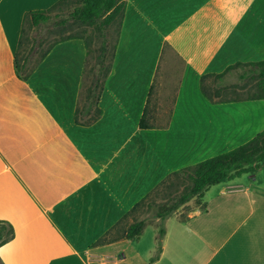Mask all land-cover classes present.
I'll list each match as a JSON object with an SVG mask.
<instances>
[{"label":"crops","instance_id":"0c3cea01","mask_svg":"<svg viewBox=\"0 0 264 264\" xmlns=\"http://www.w3.org/2000/svg\"><path fill=\"white\" fill-rule=\"evenodd\" d=\"M56 1L0 0V220L13 229L1 263L264 264V160L180 206L157 256V217L94 245L168 174L264 129V98L212 103L200 88L204 74L264 59V0H126L102 113L87 126L74 121L81 38L54 44L26 80L14 69L24 13ZM173 57L168 118L141 129Z\"/></svg>","mask_w":264,"mask_h":264},{"label":"trees","instance_id":"16d2710c","mask_svg":"<svg viewBox=\"0 0 264 264\" xmlns=\"http://www.w3.org/2000/svg\"><path fill=\"white\" fill-rule=\"evenodd\" d=\"M72 0H58L45 9H36L25 12L22 18V26L18 39V45L14 56V69L16 77L26 80L36 66L46 56L49 50L57 42L71 38H81L85 46V64L80 83V92L75 106L74 121L78 125H91L101 115L99 98L103 90L104 82L111 70L115 56L119 32L123 20L126 0H80L70 15L74 20L93 30L102 31L101 40L96 47L91 46V39L82 35L69 34L50 44L38 59L31 62L28 55L20 53L22 41L25 37V24L37 26L48 20V12L63 4H70ZM115 25V38L110 43V34L106 28ZM236 76L240 80L241 87H256L259 91L252 97H240L233 88L237 84L227 83L229 77ZM155 84L151 86L148 98L139 120L141 129L162 126L155 122L156 105L151 103ZM200 88L203 95L212 103L226 102L241 99L264 98V59L258 61H236L229 64L219 73H207L200 78ZM232 90V91H229ZM264 160V129L247 142L225 152L201 160L193 165L183 167L168 174L152 190L137 201L94 245L109 242L118 237L133 238L138 236L147 219H133L127 227H121L131 215L142 206L153 210V216L160 219L158 229L157 256L161 249V239L165 233V221L180 206L193 197H201L212 184L238 176L244 172L255 171L259 163ZM164 200L157 201V196ZM120 228V229H119ZM122 231L116 236L113 233ZM13 236L12 226L6 221L0 220V245L6 243Z\"/></svg>","mask_w":264,"mask_h":264},{"label":"rangeland","instance_id":"374dc122","mask_svg":"<svg viewBox=\"0 0 264 264\" xmlns=\"http://www.w3.org/2000/svg\"><path fill=\"white\" fill-rule=\"evenodd\" d=\"M78 4H80V0H72V2L68 5L63 4L50 10L48 12V20L45 23L38 24L37 26L26 23L25 37L22 41V47H20V53L24 56L28 55L31 62H34L50 46V44L69 34L75 33L82 35L85 38L91 39V46L97 47L101 40L102 31L97 29L93 30L92 27L85 26L79 21L74 20V18L70 15L72 9ZM115 29V25L106 28V31L110 34V43L114 41L116 32ZM180 65V59H178V57H173V59L169 61V70L167 67L165 74L162 75L160 79H158L159 83L156 82L154 86L151 103H154L157 107L155 111V122L158 124H164L168 118L171 97L173 94V85ZM224 81L227 83H236L237 88H233V91H236L240 97H252L257 95L259 92L256 87L244 88L239 86L241 83L236 76L229 77ZM261 167L262 177L264 178V166L262 165ZM155 199L157 201L164 200L161 194ZM182 214H185V211L182 212ZM151 216H153V210L147 206H142L137 211H135L124 223H122L121 227H126V223H128L130 219H149ZM123 228H121V230H119L117 233H113L112 236H116L122 231ZM0 264H2L1 261Z\"/></svg>","mask_w":264,"mask_h":264}]
</instances>
